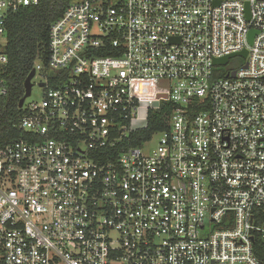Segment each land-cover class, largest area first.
I'll return each mask as SVG.
<instances>
[{"label":"built area","instance_id":"1","mask_svg":"<svg viewBox=\"0 0 264 264\" xmlns=\"http://www.w3.org/2000/svg\"><path fill=\"white\" fill-rule=\"evenodd\" d=\"M42 1L0 0V97L8 20ZM35 70L0 150V264H264V0H68Z\"/></svg>","mask_w":264,"mask_h":264},{"label":"trees","instance_id":"2","mask_svg":"<svg viewBox=\"0 0 264 264\" xmlns=\"http://www.w3.org/2000/svg\"><path fill=\"white\" fill-rule=\"evenodd\" d=\"M67 4L68 0H44L39 6L11 15L8 20L5 51L9 62L4 73L7 94L0 97V150L24 135L19 128L25 113V109L19 108L25 95L24 85L36 64L46 61L49 29L63 14ZM170 111L171 105L165 103L162 110L152 112L147 129L134 134L133 145H140L153 133L164 131V113ZM259 215L264 220V210Z\"/></svg>","mask_w":264,"mask_h":264},{"label":"rangeland","instance_id":"3","mask_svg":"<svg viewBox=\"0 0 264 264\" xmlns=\"http://www.w3.org/2000/svg\"><path fill=\"white\" fill-rule=\"evenodd\" d=\"M245 60L242 57H234L232 58L230 64L224 68V70L228 68H239L244 64ZM40 82H41V77L40 75L36 76L33 80V88H32V95L27 98L26 104H30L32 102H41L42 97H43V92L42 89L40 88ZM137 91L136 94L143 95V96H166L167 95V88L168 84L166 82H160V81H142L138 82L136 84ZM139 116L142 118L146 117V112L144 108H141L139 110ZM146 120H141L138 122V127L139 128H145L146 127ZM159 135L154 136V142L150 144L151 148H154L156 151L160 150L158 147L157 142L159 141Z\"/></svg>","mask_w":264,"mask_h":264},{"label":"water","instance_id":"4","mask_svg":"<svg viewBox=\"0 0 264 264\" xmlns=\"http://www.w3.org/2000/svg\"><path fill=\"white\" fill-rule=\"evenodd\" d=\"M219 2L217 1L216 4H218ZM246 14H247V18L249 19L250 18V13H249V4L246 5ZM255 35V31H251L250 33V37H249V41L250 43H252L253 41V37ZM247 55H248V52L245 50V51H242L241 53L239 54H234V55H231V56H227V57H223L221 59H217L215 60V64L216 65H225L229 62V60L231 58H234V57H237V56H241L242 58H247ZM35 74H36V70H32L31 74L28 76L26 82H25V95L24 97L21 99L20 103H19V108H23L24 107V104L27 100L28 97H30L32 95V88H33V83H32V80L33 78L35 77ZM235 75V72L232 73V76ZM43 86V84H42Z\"/></svg>","mask_w":264,"mask_h":264},{"label":"flooded vegetation","instance_id":"5","mask_svg":"<svg viewBox=\"0 0 264 264\" xmlns=\"http://www.w3.org/2000/svg\"><path fill=\"white\" fill-rule=\"evenodd\" d=\"M230 61V60H229Z\"/></svg>","mask_w":264,"mask_h":264}]
</instances>
